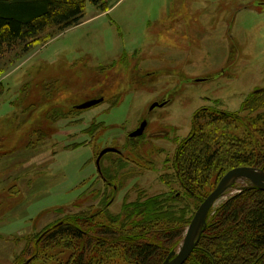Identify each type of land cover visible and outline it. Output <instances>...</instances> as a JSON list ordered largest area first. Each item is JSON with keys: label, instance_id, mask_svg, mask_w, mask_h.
Here are the masks:
<instances>
[{"label": "rangeland", "instance_id": "1", "mask_svg": "<svg viewBox=\"0 0 264 264\" xmlns=\"http://www.w3.org/2000/svg\"><path fill=\"white\" fill-rule=\"evenodd\" d=\"M24 47L0 52V264H23L26 236L87 209L86 189L103 186L99 153L132 154L128 137L144 120L133 140L146 165L110 211L168 190L159 175L196 112L239 111L264 89V0H113L106 11L88 2L80 24L48 27Z\"/></svg>", "mask_w": 264, "mask_h": 264}, {"label": "trees", "instance_id": "2", "mask_svg": "<svg viewBox=\"0 0 264 264\" xmlns=\"http://www.w3.org/2000/svg\"><path fill=\"white\" fill-rule=\"evenodd\" d=\"M110 1L0 0V52L16 44L29 50L48 27L64 31L80 24L88 2L106 11ZM143 135L128 137L131 156L124 151L104 155L115 158L109 167L98 169L103 186L93 183L86 189L85 194L93 195L87 209L69 213L39 235L26 236L24 262L162 264L178 250L199 205L226 172L239 166L264 169V89L251 92L239 111H197L169 171L159 175L168 190L130 203L124 200L121 211L113 213L116 193L146 165L134 141ZM184 264H264V190L240 185L226 195L211 211Z\"/></svg>", "mask_w": 264, "mask_h": 264}, {"label": "water", "instance_id": "3", "mask_svg": "<svg viewBox=\"0 0 264 264\" xmlns=\"http://www.w3.org/2000/svg\"><path fill=\"white\" fill-rule=\"evenodd\" d=\"M103 100L104 98L92 99L78 105L76 108L79 110L89 108L103 102ZM157 105L164 104H159L157 102L154 103L151 108H154ZM147 127L148 121H142L140 126L130 134V137H139L143 135ZM109 152L117 153L120 151L113 147L103 149L96 160L99 169L102 157ZM240 181L244 182L247 187L253 186L264 190V169L252 166H239L226 172L215 189L199 205L191 222L187 226L183 241L178 250L171 251L162 264H184L189 259L206 229L207 220L211 211L224 197H226L227 193L233 188V186ZM30 260L31 259H28L23 264H28Z\"/></svg>", "mask_w": 264, "mask_h": 264}]
</instances>
